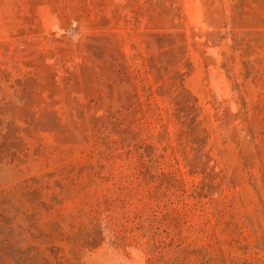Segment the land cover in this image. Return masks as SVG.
Instances as JSON below:
<instances>
[{"label":"rangeland","instance_id":"1","mask_svg":"<svg viewBox=\"0 0 264 264\" xmlns=\"http://www.w3.org/2000/svg\"><path fill=\"white\" fill-rule=\"evenodd\" d=\"M0 264H264V0H0Z\"/></svg>","mask_w":264,"mask_h":264}]
</instances>
